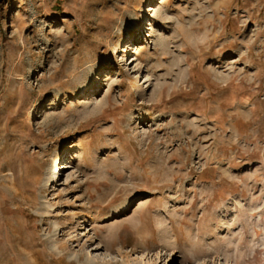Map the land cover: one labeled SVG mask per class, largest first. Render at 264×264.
Returning a JSON list of instances; mask_svg holds the SVG:
<instances>
[{
  "label": "rangeland",
  "instance_id": "obj_1",
  "mask_svg": "<svg viewBox=\"0 0 264 264\" xmlns=\"http://www.w3.org/2000/svg\"><path fill=\"white\" fill-rule=\"evenodd\" d=\"M0 264H264V0H0Z\"/></svg>",
  "mask_w": 264,
  "mask_h": 264
},
{
  "label": "bare ground",
  "instance_id": "obj_2",
  "mask_svg": "<svg viewBox=\"0 0 264 264\" xmlns=\"http://www.w3.org/2000/svg\"><path fill=\"white\" fill-rule=\"evenodd\" d=\"M142 79V77L140 78V80ZM139 80V81H140ZM66 166H63V168H61V166H57V173H59L61 170H63L64 168H65ZM57 173H56V170L54 171V175H53V177L52 176H50V179H51V181L52 180H54V181H56V179H57Z\"/></svg>",
  "mask_w": 264,
  "mask_h": 264
}]
</instances>
